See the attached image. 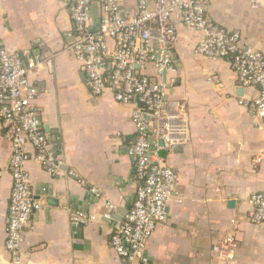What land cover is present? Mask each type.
Listing matches in <instances>:
<instances>
[{
	"label": "crops",
	"instance_id": "obj_1",
	"mask_svg": "<svg viewBox=\"0 0 264 264\" xmlns=\"http://www.w3.org/2000/svg\"><path fill=\"white\" fill-rule=\"evenodd\" d=\"M75 1L0 0V40L11 52L27 53L25 63L38 64L30 73L38 93L35 105L52 154L65 164L56 176L34 161L27 164L41 210L25 229L23 259L30 264H127L112 248L111 236L115 216L129 211L138 188L135 163L128 156L137 136L135 107L117 103L112 92L91 93L70 50ZM118 2L122 16L137 14L136 0ZM208 15L264 53V10H252L248 0H215ZM90 18L95 31L101 19L98 5ZM174 23L177 74L168 78V101L184 107L189 132L185 143L162 153L178 180L167 220L148 241L147 263L264 264V225L247 220L251 195L264 189V160L256 164L264 154V120L239 104L241 98L256 97L258 89L239 87L229 59L197 55L201 35L179 17ZM10 158L0 121V264H11L6 252ZM51 196L58 207L49 206ZM109 203L116 206L111 220L104 217ZM78 213L96 220L78 226L73 221ZM230 234L236 250L228 261L213 248Z\"/></svg>",
	"mask_w": 264,
	"mask_h": 264
},
{
	"label": "built area",
	"instance_id": "obj_2",
	"mask_svg": "<svg viewBox=\"0 0 264 264\" xmlns=\"http://www.w3.org/2000/svg\"><path fill=\"white\" fill-rule=\"evenodd\" d=\"M137 14L122 16L118 0H76L71 8L74 25L70 50L87 77L94 96L112 92L114 100L134 105L132 121L136 139L128 149L135 163L138 182L136 197L123 221L112 232L111 246L127 264H148L145 251L158 225L167 220V206L177 185V173L165 162L162 153L188 139L184 107L168 101V82L177 74L175 51L179 31L174 18L201 35L195 53L218 61L229 59L239 87L257 88L251 99L239 104L250 107L264 120V53L248 46L242 35L215 22L208 9L215 0H136ZM252 10H264V0H248ZM98 5L101 19L92 31L90 13ZM21 54L9 51L0 40V121L4 138L10 143L9 170L12 192L7 224L6 252L11 264L24 263L22 246L25 229L32 216L41 210L32 190L30 161L56 176L64 167L62 159L50 150V139L41 127L35 105L37 90L30 73L38 64L23 61ZM264 160L259 155L256 164ZM71 174H73L71 172ZM247 220L264 225V189L249 199ZM116 206L107 205L104 217L111 220ZM96 220L82 213L74 216L76 225ZM225 260H233L235 238L230 234L213 248Z\"/></svg>",
	"mask_w": 264,
	"mask_h": 264
},
{
	"label": "water",
	"instance_id": "obj_3",
	"mask_svg": "<svg viewBox=\"0 0 264 264\" xmlns=\"http://www.w3.org/2000/svg\"><path fill=\"white\" fill-rule=\"evenodd\" d=\"M45 129L48 130V127L46 126ZM59 205H60L59 201L51 196V198L49 199V206L58 207ZM233 205H234L233 202L229 203V206H233ZM130 209H131V207H130ZM130 209H129V211H130ZM129 211H127L126 213H121L120 215L117 214L118 217L116 218V216H115L114 220L117 221V222L123 221V219L125 218V216L128 214ZM75 231L77 233H81L82 228L81 227L80 228H75Z\"/></svg>",
	"mask_w": 264,
	"mask_h": 264
},
{
	"label": "rangeland",
	"instance_id": "obj_4",
	"mask_svg": "<svg viewBox=\"0 0 264 264\" xmlns=\"http://www.w3.org/2000/svg\"><path fill=\"white\" fill-rule=\"evenodd\" d=\"M249 30V29H248ZM250 31V30H249ZM250 33V32H249ZM249 36L251 37V34H249ZM257 48V47H256Z\"/></svg>",
	"mask_w": 264,
	"mask_h": 264
}]
</instances>
